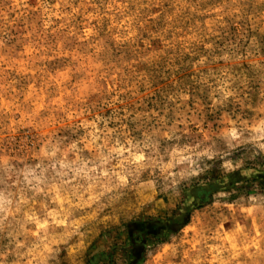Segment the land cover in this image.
Listing matches in <instances>:
<instances>
[{"label":"rangeland","instance_id":"rangeland-1","mask_svg":"<svg viewBox=\"0 0 264 264\" xmlns=\"http://www.w3.org/2000/svg\"><path fill=\"white\" fill-rule=\"evenodd\" d=\"M189 191L141 264H264V0H0V264H87Z\"/></svg>","mask_w":264,"mask_h":264},{"label":"trees","instance_id":"trees-1","mask_svg":"<svg viewBox=\"0 0 264 264\" xmlns=\"http://www.w3.org/2000/svg\"><path fill=\"white\" fill-rule=\"evenodd\" d=\"M218 190L220 188L217 185H209L196 189L195 193L202 197L201 203H206L209 195ZM191 192L184 195L182 203L168 219L147 218L126 224L123 243L91 257L87 264H115L113 258L116 254L120 255L122 264H141L148 247L165 242L169 235L188 223L190 211L195 208L190 201Z\"/></svg>","mask_w":264,"mask_h":264}]
</instances>
